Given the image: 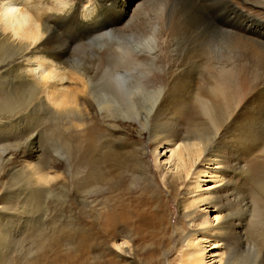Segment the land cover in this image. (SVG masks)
<instances>
[{
  "label": "rangeland",
  "instance_id": "1",
  "mask_svg": "<svg viewBox=\"0 0 264 264\" xmlns=\"http://www.w3.org/2000/svg\"><path fill=\"white\" fill-rule=\"evenodd\" d=\"M188 1L181 0L180 4L164 1L160 3L161 9L158 5L154 6L155 1H143L144 7L149 4L145 7L148 12H145L142 6V10L145 11L140 12L141 14L134 13L133 18L127 16L113 31L110 36L112 39L107 36L108 38L104 37L106 40L104 38L101 40L113 42L117 38H122L120 41L126 40V43L140 42L141 37L146 38L150 34L153 38L159 33L153 30L152 24L160 22L165 23L163 27H167L171 22L172 34L169 32L170 34L166 36H170L165 38L166 40H160L162 42L157 43L159 45L155 47L156 67H152L151 72L154 75L150 76L151 73H148L150 77L147 79L155 81V77H160L161 72L168 66L169 60L178 66L182 65L180 69H184L179 73L181 74L182 71L181 76H184L180 78H190L191 89L200 94H207L212 80L211 75H217L218 70L224 66L242 68L249 82L247 90L263 81L264 49L257 48L249 41H246V44L241 42L242 45L238 46V42L233 40L234 37L223 31L221 20L225 19L222 13L227 8L226 0H207L206 3L204 1L205 5L203 2ZM92 2L93 0H82L81 5L87 8ZM178 5L185 10H182L183 8L181 11L178 10L176 8H180ZM149 6L152 9H149ZM237 6L239 11L229 12L226 17L241 23L246 21H251L253 24L262 23L258 26H260L259 32L264 35V14L257 13L254 15L256 18L249 19L245 14L250 13L252 9H247L240 3ZM118 11L119 7L114 9L110 13L111 18H116ZM176 12L177 14L185 13L183 14L185 18L182 17L183 15H178L177 19ZM195 12L199 16L193 15ZM168 17L173 21L167 20ZM220 29H223L222 32L219 31ZM63 33L60 31L58 35L63 40L67 39ZM128 34L132 35L128 38ZM224 35L226 37H223ZM85 38L81 42L86 45L80 42L79 46L73 43L68 47L66 52L69 53L70 56L68 53L67 55L70 58L67 56V59L79 60L85 64H97L99 69L107 66L108 45H113L111 41L108 42L109 44L102 42L103 46H101V43L96 45L95 42H91L90 37ZM226 40L229 42L224 43ZM224 44L231 45L225 47ZM231 47H236V50ZM240 48L244 50L241 51ZM258 49L259 52H257ZM141 54L139 61L148 60L146 52L142 51ZM12 55L13 53L4 49L0 52L2 59L7 57L9 59ZM245 55L252 57H247V60ZM253 57L260 58L262 62L260 63L259 59L254 60ZM241 59L245 61L243 65ZM197 61H200L199 65ZM202 61H204L203 64ZM205 61H209L210 66L205 65ZM203 65L208 66L207 69ZM13 75L14 73L7 71L0 77L2 78L1 87L6 86L7 91L14 90L13 93L18 95V101L21 100L18 108L20 112L22 111L19 119L17 118L18 123L13 121L8 125L2 120L3 124L0 125V264H178L179 253L176 249L179 241L176 227L183 221L180 216L179 199L186 197L190 200L197 192L182 195L164 189L157 175L153 143L146 129L140 132L137 122L124 120L119 128L110 131L98 121L97 131L90 136L98 137L88 144V141H85L78 132L67 131L62 116H46L37 105L34 106L33 95L27 89L29 94L26 91V93L21 92L23 86ZM0 98L1 100L5 98L1 91ZM261 98L260 102L258 100L259 107L248 109V117L250 116L248 121L250 123L255 119L251 122L253 124H248L246 121L240 127V132L246 135L244 142L248 143L251 140L255 142L253 144L250 142L249 149L246 146V152H243L238 147L244 146L241 141L238 140L239 145L234 144L235 147L223 144L220 139L214 137L215 144L221 146L222 159L219 166L225 169L223 172L225 180L214 184L211 179L207 181L210 177L199 178L200 186L197 191L203 192L208 185H214L216 206H222L223 209L205 206L206 204L198 205V211H195L198 220L207 218L211 224H216L217 221H213L215 216L227 214L226 218L230 221V224L221 232L222 240H219L218 247L209 250L210 244L212 245L218 238L215 241L209 238L201 241L205 247L206 264H216L214 262L219 254L228 258L230 264H264V101L262 102L264 96ZM5 99L1 103L10 105L12 101L9 98ZM32 100L33 103H31ZM29 102L35 111L26 106ZM27 107L29 110H25ZM201 114L195 99L191 95L186 96L183 99L182 108L176 113V123L172 126L184 134L193 128L191 125L196 121L199 132L204 133L207 138H212L213 129L210 125L212 122ZM221 117V113L215 115V121H220ZM6 118L10 117L5 116L4 119ZM32 133L34 141L31 146L34 145L37 152L35 157L29 159L26 156V150L30 145L27 138ZM3 137L5 138L1 140ZM107 145L120 147L117 150L119 154L113 159L101 156V152ZM134 148L138 151L133 153L143 162V166H146L147 170L144 168V173L140 171V166L133 165L135 158L131 150ZM230 149H234L233 151L239 154L234 162L230 155L234 154L230 152ZM163 151V147L158 149L159 159L168 167L166 157L169 153L161 155ZM130 154H132L131 157ZM211 168L213 165L203 162L197 169L211 171ZM32 169L35 173L31 171ZM234 169L235 172H232ZM219 171L222 172V170ZM41 174H47L50 177V183L45 185L46 188H41L43 183H37L35 180ZM152 174L155 182L152 180ZM188 179H190L189 184H186V181L179 192L183 193L186 189L194 187L195 178L190 176ZM188 185L192 186L187 187ZM119 213L122 215L120 220H118ZM124 234L131 239L129 252L121 251L117 246L120 244V247L123 245L127 249L126 244L121 243L123 240L121 235Z\"/></svg>",
  "mask_w": 264,
  "mask_h": 264
},
{
  "label": "bare ground",
  "instance_id": "2",
  "mask_svg": "<svg viewBox=\"0 0 264 264\" xmlns=\"http://www.w3.org/2000/svg\"><path fill=\"white\" fill-rule=\"evenodd\" d=\"M81 1L82 0H0V46L4 51L13 53L9 59H7L8 57L3 59L0 58V77H2L7 71L14 73L15 76H13L16 77L25 89L23 90L22 88L21 92H25L27 89V91L33 95V98H31L34 100V106L37 105L41 109V112L43 111L46 116H62L67 131L69 133L73 131L78 132L85 141H88V144L91 143L94 138L98 137H90L97 131L99 125L98 121L110 131L119 128L124 120L137 122L140 127V132H142V129H146V132L153 143V156L156 163L157 175L160 178L164 189L172 190V192H178L182 195L197 192L195 195L191 194L192 197L190 200L186 197L179 199L181 209L180 216L183 221H179L180 223H178L176 227L177 238L179 241V246L176 249L179 253L178 264H206L205 247L201 244V241H205V239L208 238L214 239L212 241H215V239L218 238L216 242H213L212 245L210 244L209 250L218 247L219 240H222L221 232L224 227L230 224V221L228 220L229 218H226L227 214L215 216L213 221H217L216 224H211L206 217L205 220H198L195 215V211H198V205L206 204L205 206L216 207V209L220 210L223 209L222 206H216L217 198L215 196L216 189L213 190L214 185H208L204 188L206 190L203 192L197 191L200 186L199 178L202 176L210 177L207 181L209 182L211 179V182L214 184L225 180V175H223L225 169H221L219 166L222 159V152L220 150L221 146L215 144L214 137L220 139L223 144H229L231 146L234 144L239 145L237 142L238 140L241 141L244 146H242L243 148L240 145L238 147L243 152H246V148L249 149L248 145L250 142L252 144L255 142L253 140L248 143H246V141L244 142V137H246V135L243 134V132H240V127L244 122L248 120L250 121V116L248 117V109L257 107L259 104L258 100L260 102V98L264 96V80L252 87V89L247 90L249 82L243 74L242 68L238 66L227 68L224 66L218 70L217 75H211L212 80L208 87L207 94H200L191 89L189 83L190 78H180L184 76H181V74H183L182 71L181 74L179 73L180 70L184 69H180L182 65L178 66V64L169 61L168 59V66L165 69L162 68L164 71L161 72L162 74H160V77H155V81L147 79L154 75L151 72L152 67H156L157 53L155 47H158L159 44L157 43L160 40H166L165 38L170 36L166 35L172 30V26L170 25L171 22L170 24L168 23L167 27L165 26L166 28L162 26L165 23L161 24L160 22H156L155 24H152L153 30L159 32L153 38L148 34L146 38L141 37L140 42L126 43V40H124V42L120 41L122 38H117L116 41L112 42L110 40L112 37L110 38V36L127 16L133 18L132 15L134 13H143L146 10L145 7H148L149 5L145 4L146 6L144 7L143 1L146 0H93L92 4L87 8L81 5ZM152 1L156 2L154 6L158 5V8H160V3L164 1L180 4L179 2L181 0H151V2ZM186 1L189 2L188 0ZM194 1L198 3H204L205 1L206 3L207 0ZM261 1L226 0L227 8H225V12L223 11L222 13L225 19L221 20V25L224 29L222 30L234 37V39L231 38L238 42V46L242 45L241 42L245 43L246 41H249L257 48L264 49V35L259 32V27L262 23L253 24L251 21H246V23L231 21L226 15L229 12L232 13L239 11V5L237 6V4L240 3L242 6L245 5L247 9H252L250 10V13L245 11L248 13L245 14L246 17L249 19L256 18L254 15L257 13L264 14V0ZM190 5H187V7H190ZM192 5L195 6V3ZM142 6L145 9L144 11L142 10ZM117 7H119L117 17L111 18L110 13ZM204 7L205 6H203V8ZM176 8L180 11L182 8V10H185L184 7ZM149 9L152 8L150 7ZM198 11L201 12L202 10ZM145 12H148V10ZM188 12L191 13L190 10H188ZM205 12L207 13V11ZM166 13L172 14L168 12ZM195 13L193 15L196 16L198 13ZM183 14L185 15V13ZM183 14H177V19L179 17L178 15L181 16ZM184 15L182 17L185 18ZM208 17L207 19H209ZM168 19L171 20L170 17H168L167 20ZM255 20L257 21V19ZM126 22H128V20H126ZM174 22L172 23L174 24ZM174 26L175 25H173V27ZM222 30L220 29L219 31L222 32ZM60 31L64 32V37H67V39H61L62 37L58 35ZM131 35L128 34V38ZM229 35L228 37H230ZM107 36H109V40L113 45L109 44L110 41H103L104 39L106 40L104 37ZM85 37H90L92 39V41H90L95 42L96 45L100 43L102 44V42H105L106 44L109 42V50L107 52V60L109 63L107 66L99 69L97 64H85L79 60L73 61L69 59L70 55L66 52L68 47L70 45L72 46L73 43H75L74 45L78 43L80 45L81 43L86 45L84 42H81ZM139 37L140 36H138V38ZM223 37H226V35ZM230 41L232 42L231 39ZM226 42L227 40L224 43ZM79 44L77 46H79ZM224 45L226 47L231 44ZM101 46H103V44ZM96 48L99 47L96 46ZM3 49H1L0 52ZM241 49L242 48H240V50ZM142 51L146 52L145 55L148 57V60L145 62L139 61V59H141ZM257 52H259V49ZM163 53L165 54V58H167V54L164 50ZM242 55L244 56V54ZM67 56L69 57V60L67 59ZM247 57L249 56H246V59ZM260 58L256 59H259V62L261 63L262 61H260ZM256 59L254 58V60ZM203 62L204 61L201 63L203 64ZM244 62L242 61V65ZM204 64H209L210 66L209 61H205ZM259 66H261V64ZM207 67L205 66L206 69ZM148 73H151V75L148 76ZM1 79L2 78H0V82ZM9 86H11V84ZM7 90L6 86L1 87L0 83V91L6 98H3V100H8L9 98L12 101L11 104L7 106V104L4 105L1 103L3 100L0 98V125L3 124L2 120L8 125L13 121H17L18 123L17 118L22 113V111L20 112V108H18L21 101H18V95L13 93L14 90ZM189 95H191V97L197 102L202 113L201 115L205 116L207 120L212 122V124H210L213 129V136L212 138L210 137L211 139L205 137L204 133L201 134L202 132H199V129L196 127V121L191 125L193 128L190 126L192 129H189L184 134L180 133V131L172 126L173 123H176V113L182 108L183 99ZM33 100L31 103H33ZM263 101L264 100H262V102ZM26 106H29L32 109L30 102ZM26 109L29 110L28 107L25 108V110ZM32 111L35 110L32 109ZM219 113H221L222 117L221 120L217 118L220 121L216 122L215 115ZM5 116L10 118L4 119ZM261 117H263L262 114ZM249 121L248 124L254 122L255 119L250 123ZM245 126L248 127V125ZM201 130L202 129H200V131ZM33 133L27 138L30 145L26 150V156L29 159L35 157L37 152L34 145L32 144L33 146H31V143L34 141V139H32L34 137ZM225 134L228 135L224 136ZM4 138L5 137L1 140ZM161 147L164 148L161 155H165L166 152L169 153L166 157L167 163H169L168 167L165 166L166 164H162L159 159L160 154L158 149ZM254 147L256 148V146ZM119 149L120 147H118V145H107L101 152V156L106 159H113L119 154L117 151ZM233 150L234 149H230V152H233L234 155H230L234 162L238 159L237 155L239 154ZM131 151L135 158L133 159V165L140 166V171L144 173L146 166H143V162L133 153L138 150L134 148ZM132 154H130V157ZM203 162L208 165H213L211 171H207L208 169H197ZM233 162H231V164H236V162ZM235 169L232 172H235ZM219 170H222V172ZM31 171L35 173V170L32 169ZM190 176L195 178L193 184L194 187L188 185L187 187H190L189 189H186L183 193L179 192L181 186L186 181V184H189L188 180L190 179L188 178ZM35 180L37 183H43L41 188H46L45 185L50 183V177L47 174H41ZM152 180L155 182L153 174ZM121 218L122 215L119 213L118 220ZM225 218L227 220H225ZM121 237L123 238L121 243L126 244L127 249H125L123 245L120 247V244H117L119 250L129 252L130 237L126 234L121 235ZM217 258L218 259L214 262L216 264H230L228 258H225L220 254L217 255Z\"/></svg>",
  "mask_w": 264,
  "mask_h": 264
}]
</instances>
